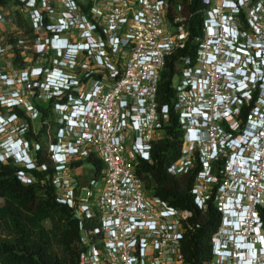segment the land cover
Listing matches in <instances>:
<instances>
[{
    "label": "built area",
    "instance_id": "1",
    "mask_svg": "<svg viewBox=\"0 0 264 264\" xmlns=\"http://www.w3.org/2000/svg\"><path fill=\"white\" fill-rule=\"evenodd\" d=\"M19 1L30 10V25L43 27L50 0ZM61 2L63 17L47 29L72 33L75 28L79 35L52 36L54 50L60 49L52 66L22 71L19 79L12 69L0 67V89L15 88V102L1 93L0 106L17 103L32 117L38 115L22 93L40 87L43 76L44 108L54 123L46 131L53 184L57 201L74 209L79 220V264H183L182 242L200 224L191 222L192 211L154 196L136 172L139 160L151 161L153 144L164 137L173 114L184 136L180 157L168 171L184 176L198 164L194 204L205 211L212 201L220 214L209 235L207 264H264V250L259 253L264 248V29L256 25L251 33L240 32L238 44L245 49L238 50L246 55L238 56L236 69V42L228 27L238 24L224 14L229 7L207 3L202 32L192 38L195 54L180 59L172 80L174 97L161 105L158 87L166 61L191 37L182 1ZM9 10L0 7V63L7 64L11 27L17 23ZM215 21L220 33L211 32ZM25 43L19 40L18 46ZM30 76L37 78L33 84ZM250 127L254 132L248 134ZM20 140L34 150L29 170H46L36 160L39 144L25 136ZM92 154L104 164L101 188L79 186L75 163ZM18 176L26 184L34 181L24 171ZM238 208H246L241 229L233 221Z\"/></svg>",
    "mask_w": 264,
    "mask_h": 264
},
{
    "label": "trees",
    "instance_id": "2",
    "mask_svg": "<svg viewBox=\"0 0 264 264\" xmlns=\"http://www.w3.org/2000/svg\"><path fill=\"white\" fill-rule=\"evenodd\" d=\"M10 1L0 0V7L6 6ZM14 1L21 6L19 0ZM181 1L184 13L189 15L191 37L183 49H176L166 61L158 87V101L161 105L170 104L174 97L172 80L176 66L181 63L180 59L193 57L195 54L196 44L192 38L201 34L204 11L207 9L203 0ZM15 15L17 17L16 11ZM19 18L18 15L17 22ZM240 18L243 19L244 15L240 14ZM48 22L49 19L45 17V24ZM30 30L35 31L32 28ZM22 39L24 38H17L13 34L10 36V53L19 51L18 41ZM23 110L15 107L11 109V113L17 114L19 118L23 116ZM42 110L49 117L48 109ZM46 124L47 131L48 123ZM183 136L173 114L164 137L153 144L151 161L139 160L136 172L144 180L146 189L154 196L175 208L194 213L191 222L195 225L199 223L200 227L190 230L182 242L183 264H207L212 257L209 235L220 222V214L212 201H209L205 211L197 209L194 204L191 190L198 164L184 176H173L168 171L169 166L180 157ZM25 139L32 142L29 134ZM37 156L42 162L39 151ZM86 161L94 166L96 178L103 175L104 164L99 157L92 154ZM75 165L80 166L81 163ZM21 170L25 169L17 165L14 158L0 161V200L4 201L0 205V264H79V220L74 209L57 201L53 184L55 169L50 167L42 172L29 171L28 175L34 178L29 184L19 178L18 172ZM260 215L264 222V210ZM46 221L51 224L49 228L45 225Z\"/></svg>",
    "mask_w": 264,
    "mask_h": 264
},
{
    "label": "rangeland",
    "instance_id": "3",
    "mask_svg": "<svg viewBox=\"0 0 264 264\" xmlns=\"http://www.w3.org/2000/svg\"><path fill=\"white\" fill-rule=\"evenodd\" d=\"M258 1V0H256ZM264 1V0H263ZM51 2V10L49 12L50 18L49 22L51 25H56L59 22V19L63 17L65 8L64 4L61 2V0H50ZM248 2L253 5L255 0H248ZM213 6H219V1L217 0L216 3L212 2ZM228 5V4H227ZM230 5V4H229ZM6 7L10 9L9 11L15 12L20 16L19 21L11 27V31L13 35H15L17 38H24L26 39V43L24 45L18 46V52H12L9 53L8 58V64L7 63H0V67L7 69V70H13V74L15 75V79L20 78V72L22 71H29L34 67H41V68H47L49 66H52L54 63V60L57 57V51H60L58 49L57 51L54 50L53 47H55L54 43L50 42L49 40L52 38V36L57 33L59 34L60 38H66V37H74L79 35V32L73 28L72 33H63L59 31L58 28H54L53 32H50L47 29V24H45L44 19V26L40 28H34L30 25V10L26 9L24 6H20L15 3L14 0H11ZM231 7V6H230ZM223 12V10H221ZM251 10H244L243 12H237L234 10V8L226 9L224 10V14L228 16V19L236 22V24H241L244 22L247 24V31L248 33L252 32L255 26L257 25L260 29H264V14L263 11L260 10L259 12L255 10V14L252 13ZM258 12V13H257ZM261 16L259 18L260 22L258 23L254 15ZM240 14L244 15V18H240ZM232 22V23H233ZM55 27V26H54ZM34 29L35 31H31L30 29ZM76 32V33H75ZM41 38V39H39ZM39 39V40H38ZM55 40V39H54ZM57 46V45H56ZM60 46V45H59ZM58 46V47H59ZM18 57V60H17ZM6 72V71H5ZM35 79L30 76L29 83L36 82ZM39 83L40 87H36L35 90L31 91L27 89V84H18L17 87L20 89H23V87H26L27 90H25L22 93L23 98L25 101H27L29 104H32L35 106V108L38 110V115L34 113L33 117L30 112H28L26 106L23 108V116L19 117L18 120L14 123L13 130H9V132H4L3 134H0V155L3 154L6 149L7 150H13L15 147H13L14 142L10 139L13 138L14 141L19 140L23 136H26L27 134L30 135V139L32 140V143H38L39 144V152H40V159L42 162L39 161V157L36 153V160L39 165L45 166V168L52 167L48 151H47V137H46V123L51 124L52 127H54V123L50 121V118L48 115H46V112H43V108L46 104V97L43 92V83L46 81L44 80L43 76L39 78L37 81ZM3 82L0 81V88H2ZM1 93L6 94L8 96L15 94V88L13 89H0V95ZM21 107V106H20ZM11 110L8 108H2L0 110V115L2 116H10ZM37 115V116H36ZM19 143V142H17ZM0 159H4V157L0 156ZM42 163V164H41ZM45 171V170H44ZM77 177L79 179V186L80 187H91L93 189L99 187L101 188L104 185V178L95 177V168L93 165L88 163L85 160H83L82 164L78 167L76 171ZM93 180V182L90 184V182ZM82 195L85 196V191H82ZM4 204L3 200H0V205ZM46 227H50V222H45Z\"/></svg>",
    "mask_w": 264,
    "mask_h": 264
},
{
    "label": "clouds",
    "instance_id": "4",
    "mask_svg": "<svg viewBox=\"0 0 264 264\" xmlns=\"http://www.w3.org/2000/svg\"><path fill=\"white\" fill-rule=\"evenodd\" d=\"M217 0H214V2L216 3ZM203 2L205 4H209V3H212L213 0H203ZM225 2V5L226 6H223V7H229V8H234V10H236L237 12H240V11H244V10H252L254 13H255V10H257V6L259 3H264L263 0H258L255 2L254 5H251L248 0H224ZM228 4V5H227ZM230 4V5H229ZM231 6V7H230ZM217 7V6H215ZM262 11H264V7L261 9ZM258 12L260 10H257ZM252 12V13H253ZM257 12V13H258ZM253 13V14H254ZM228 30L230 32H232V34L234 35L233 37V41L236 42L235 44V50L234 52H236L237 56L235 57L236 61H234V64L236 69L238 68L237 66V61L240 60V57L242 56H245L246 54L238 49H242L243 47L239 46V40H238V37H240V31H238L237 29L235 28H232V27H228ZM211 32L213 33H220L221 32V28L219 26V23L218 22H213V25L211 26ZM251 49L250 47H247L246 49ZM245 49V47L243 48ZM240 56V57H238ZM236 75H241V71L238 70L237 72H235ZM246 81V80H245ZM245 81H239L240 82V87L241 88H245L246 85H245ZM7 98H10V99H13L12 101L15 102L14 100V95H11V96H6ZM15 107H19L18 104H14L13 107L9 108V110L11 109H14ZM4 108L2 105L0 106V110ZM18 120V116L17 114L15 113H12L10 116H2L0 115V134H3L4 132H9V130H13L14 128V123ZM254 132V127H250L248 129V134ZM19 142V143H17ZM15 145H17V147L15 146V148L13 150H7L1 154L0 156L2 157H6V158H14V162L19 165L20 167H23L25 170H21V171H24L26 172L27 174H29V167L27 165H30V161H31V156L34 154V150L33 148L29 147L28 144L23 145L22 141L19 139V140H16V142L14 143ZM4 159H0V161H3ZM20 172V171H19ZM18 172V174H19ZM240 202V200H239ZM246 219V208H238L237 211H236V215L233 216V221L236 222V227L241 229L244 227V225H242V223L245 221ZM259 231V230H258ZM260 250L263 251L264 248L261 246L260 249H259V253H260Z\"/></svg>",
    "mask_w": 264,
    "mask_h": 264
},
{
    "label": "flooded vegetation",
    "instance_id": "5",
    "mask_svg": "<svg viewBox=\"0 0 264 264\" xmlns=\"http://www.w3.org/2000/svg\"><path fill=\"white\" fill-rule=\"evenodd\" d=\"M246 24L244 23V22H242V25L241 24H238V26H233L234 28H236L238 31H240V32H242V31H246V32H248L247 30H246Z\"/></svg>",
    "mask_w": 264,
    "mask_h": 264
},
{
    "label": "bare ground",
    "instance_id": "6",
    "mask_svg": "<svg viewBox=\"0 0 264 264\" xmlns=\"http://www.w3.org/2000/svg\"><path fill=\"white\" fill-rule=\"evenodd\" d=\"M218 1H219V6H226L224 0H218ZM56 45L59 46L60 44L58 43ZM57 48H59V47H57ZM15 146L17 147V145L13 144V147H15Z\"/></svg>",
    "mask_w": 264,
    "mask_h": 264
}]
</instances>
